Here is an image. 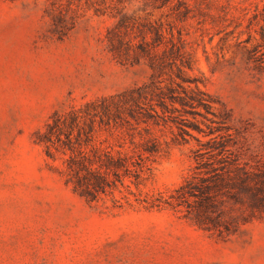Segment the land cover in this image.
Instances as JSON below:
<instances>
[{"label":"rangeland","instance_id":"374dc122","mask_svg":"<svg viewBox=\"0 0 264 264\" xmlns=\"http://www.w3.org/2000/svg\"><path fill=\"white\" fill-rule=\"evenodd\" d=\"M51 1L0 0V264H264V207L221 235L195 224L184 206L142 201L209 176L210 162L238 157L264 171V0H72L74 24L62 36ZM121 15L149 26V39L162 26L181 34L191 61L184 75L212 97L213 113L198 108L203 115L186 113L185 122L98 133L96 141L130 152L151 136L161 152L138 186L125 176L89 202L65 182L61 155L47 156L35 133L55 110L155 77L147 59L121 63L109 52L107 29ZM138 33H130L134 42ZM213 136L226 151L214 149ZM214 198L222 220L247 214L254 201L234 185Z\"/></svg>","mask_w":264,"mask_h":264},{"label":"trees","instance_id":"16d2710c","mask_svg":"<svg viewBox=\"0 0 264 264\" xmlns=\"http://www.w3.org/2000/svg\"><path fill=\"white\" fill-rule=\"evenodd\" d=\"M66 1L67 7H64V0L50 2L54 12L55 31L60 36L66 34L74 24V16L69 15L70 19L67 17L68 11L73 10L68 6L72 0ZM145 26L136 24L131 17L121 15L107 29L108 50L121 63H138L141 59H147L149 66L155 70V77L152 76L147 83L129 90L89 100L77 108L55 110L43 129L35 133V141L44 146L47 156L54 158L56 153L61 155L65 182L71 185L74 193L89 202L110 193L117 182L124 185L122 177L125 176L133 177L131 183L138 186L144 179L145 169L150 170L148 162L161 152L159 143L151 136L136 144L137 150L130 152L114 148L106 139L96 141L98 133L113 132L123 126L136 128L132 122L147 126L185 122L186 113L192 114L194 118L196 115H203L198 108H203L206 113H213L212 97L194 80L184 75L185 68H191V61L183 50L181 34L175 38L172 25L169 30L162 26L149 39L148 34L152 30ZM134 28L139 32L136 35L139 40L136 42L130 36ZM165 31L169 37L165 35ZM159 45L163 48L158 54L155 47ZM191 123L195 129L202 131L197 122ZM179 128L187 132L181 125ZM213 132L211 130L209 134ZM211 139L217 142L214 149L218 153L227 150L226 144L217 141V136ZM232 161L233 164L219 161L218 166L210 162L209 176L204 178L192 175L167 195L157 192L152 198L144 197L142 201L149 207L162 203L172 207L184 206L193 213L191 218L202 229H216L221 235L233 234L240 223L252 219L256 216V211H262L264 207V171L257 173L253 168H248L246 163L239 165L238 157ZM233 185L248 191L254 201L248 205L247 214H230L227 220H222L214 197L221 187ZM126 186L128 192L134 194L129 185Z\"/></svg>","mask_w":264,"mask_h":264}]
</instances>
